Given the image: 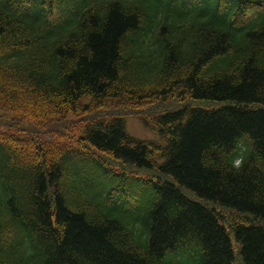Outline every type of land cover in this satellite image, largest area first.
Segmentation results:
<instances>
[{
    "label": "trees",
    "instance_id": "1",
    "mask_svg": "<svg viewBox=\"0 0 264 264\" xmlns=\"http://www.w3.org/2000/svg\"><path fill=\"white\" fill-rule=\"evenodd\" d=\"M0 264H264V0H0Z\"/></svg>",
    "mask_w": 264,
    "mask_h": 264
},
{
    "label": "rangeland",
    "instance_id": "2",
    "mask_svg": "<svg viewBox=\"0 0 264 264\" xmlns=\"http://www.w3.org/2000/svg\"><path fill=\"white\" fill-rule=\"evenodd\" d=\"M179 99V102L181 101L182 98H180L179 96H177ZM146 110V108H144ZM130 106H109L107 108H102V109H98L97 111H93L90 116H91V120L93 119H99V118H108L114 114H124L127 111H130ZM139 114L138 113H129L126 115L127 118V129L128 131L135 137L140 138V139H144L145 141L148 140H158V135L156 132L148 129L147 127H145L142 123L141 120L139 119ZM68 129V127H67ZM55 132H52L51 130H49V134H52L54 136H56L57 138H63L62 134V130L60 128H55L54 129ZM34 132V135L37 136L38 134H40V129L36 128ZM115 165L118 167L120 165H122L120 162L115 160Z\"/></svg>",
    "mask_w": 264,
    "mask_h": 264
}]
</instances>
